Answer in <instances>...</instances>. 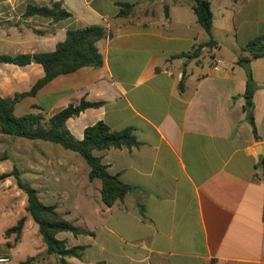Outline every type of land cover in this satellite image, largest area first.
Returning a JSON list of instances; mask_svg holds the SVG:
<instances>
[{"label":"crops","instance_id":"obj_1","mask_svg":"<svg viewBox=\"0 0 264 264\" xmlns=\"http://www.w3.org/2000/svg\"><path fill=\"white\" fill-rule=\"evenodd\" d=\"M208 1L212 49L194 0H0V57L53 53L70 30L108 33L96 44L101 68L58 76L18 102L15 116L48 122L70 106L97 104L67 121L77 140L103 122L114 132L135 129L141 143L94 152L109 174L138 188L109 208L101 180H89V166L82 175L78 156L54 158L0 127V177L18 168L43 204L86 232L57 235L68 248L86 247L68 264H264V0ZM52 3L72 17L54 22L27 13ZM198 48V58L186 57ZM44 77L39 64L0 62V97L28 94ZM249 81L258 139L245 110ZM0 188L13 190L10 201L22 210L4 222L0 255L10 264H60L47 254L15 179ZM22 218L20 241L6 239Z\"/></svg>","mask_w":264,"mask_h":264},{"label":"trees","instance_id":"obj_2","mask_svg":"<svg viewBox=\"0 0 264 264\" xmlns=\"http://www.w3.org/2000/svg\"><path fill=\"white\" fill-rule=\"evenodd\" d=\"M127 7V6H126ZM194 12L199 24L210 37L208 47L216 48L217 43L212 38L213 14L208 0H194ZM28 15H39L52 19L54 22L67 20L72 15L67 12L61 4L52 3L51 7L29 8ZM126 12L123 10L121 15ZM108 35L107 30L101 27H87L70 30L65 42L58 45L53 53L22 55L17 57L2 56L0 62L19 66L33 63L39 64L45 71V77L28 94L17 95L14 98L3 99L0 97V127L1 132L13 138H23L30 141H46L61 146L64 150L73 152L82 157L90 168L89 180L93 182L99 179L102 182L101 196L107 207H113L116 203L124 200L129 193L137 191L138 188L126 185L119 180L118 176H112L103 165L100 158L94 155L95 151H103L111 148H139L141 143L136 137L133 128H126L114 132L108 125L99 122L85 130L84 139L77 140L68 130L66 123L74 116L97 104L82 102L79 106H70L52 117L48 122L41 115L28 114L16 117L15 106L23 98L34 96L36 92L60 75L76 72L84 67L95 69L103 66V58L97 49V42ZM260 47L259 50H263ZM201 48L193 54L187 55L188 59H196L200 56ZM259 55H256L258 57ZM182 85V84H181ZM254 84L249 81L245 99V110L248 112V120L253 128L256 139H258L255 120L249 109L253 107ZM13 177L17 187L27 196L26 212L39 228V234L46 245L47 254L60 258V264H68L67 258L82 259L86 247L68 248L64 241L57 239L62 232H69L75 236L86 234V232L73 223L66 220L58 211L56 206L45 205L39 198V192L22 178V172L14 168L12 172L3 174L0 181ZM26 225V218L5 232V238L9 239L15 235V243L21 239ZM9 246H11L9 244ZM21 264H35L34 259H29Z\"/></svg>","mask_w":264,"mask_h":264},{"label":"rangeland","instance_id":"obj_3","mask_svg":"<svg viewBox=\"0 0 264 264\" xmlns=\"http://www.w3.org/2000/svg\"><path fill=\"white\" fill-rule=\"evenodd\" d=\"M23 141L25 143H31L30 140L24 139ZM33 143H35V146L40 145L39 147H43L44 150L50 151V154L53 155L54 158H57V155L61 157H68V158L78 156L79 159L82 161V168H81L82 175L85 169L86 171H88L89 169L87 163L82 157H80L79 155L73 152L64 150L61 146L57 144H53L51 142H46V141H36ZM33 159H35V156H33ZM31 162H32V159H31ZM7 168H10V167L8 166ZM5 169L6 168H3L2 170H0V172L5 171ZM22 178L25 179V177H22ZM96 181H98L97 183H100L99 180H96ZM14 197H15V193L13 192L12 189L0 188V246L3 241V236H4L3 227L6 226L5 224H7L8 222H11V220L18 217V215H20L22 211L18 200L10 201V199H13ZM6 221L7 223H4Z\"/></svg>","mask_w":264,"mask_h":264},{"label":"built area","instance_id":"obj_4","mask_svg":"<svg viewBox=\"0 0 264 264\" xmlns=\"http://www.w3.org/2000/svg\"><path fill=\"white\" fill-rule=\"evenodd\" d=\"M214 68L216 70L219 69V62L215 63ZM10 262H11V258L9 256L0 255V264H10Z\"/></svg>","mask_w":264,"mask_h":264},{"label":"water","instance_id":"obj_5","mask_svg":"<svg viewBox=\"0 0 264 264\" xmlns=\"http://www.w3.org/2000/svg\"><path fill=\"white\" fill-rule=\"evenodd\" d=\"M242 65L244 66L246 72L248 73V76L251 77V70H250V64H249V62L244 61Z\"/></svg>","mask_w":264,"mask_h":264}]
</instances>
